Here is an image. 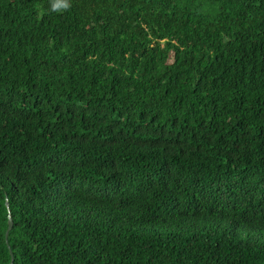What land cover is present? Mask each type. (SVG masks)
<instances>
[{
	"label": "trees",
	"instance_id": "1",
	"mask_svg": "<svg viewBox=\"0 0 264 264\" xmlns=\"http://www.w3.org/2000/svg\"><path fill=\"white\" fill-rule=\"evenodd\" d=\"M67 2L0 0V264H264V0Z\"/></svg>",
	"mask_w": 264,
	"mask_h": 264
},
{
	"label": "water",
	"instance_id": "2",
	"mask_svg": "<svg viewBox=\"0 0 264 264\" xmlns=\"http://www.w3.org/2000/svg\"><path fill=\"white\" fill-rule=\"evenodd\" d=\"M12 226V219L10 216H8V228H7V231H6V236H7V232L9 231V229L11 228Z\"/></svg>",
	"mask_w": 264,
	"mask_h": 264
},
{
	"label": "clouds",
	"instance_id": "3",
	"mask_svg": "<svg viewBox=\"0 0 264 264\" xmlns=\"http://www.w3.org/2000/svg\"><path fill=\"white\" fill-rule=\"evenodd\" d=\"M70 5L68 4L67 0H64V8H68Z\"/></svg>",
	"mask_w": 264,
	"mask_h": 264
}]
</instances>
